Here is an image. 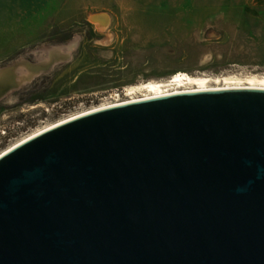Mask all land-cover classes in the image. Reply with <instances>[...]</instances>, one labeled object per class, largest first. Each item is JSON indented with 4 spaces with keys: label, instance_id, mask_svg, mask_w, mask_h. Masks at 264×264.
I'll list each match as a JSON object with an SVG mask.
<instances>
[{
    "label": "water",
    "instance_id": "obj_1",
    "mask_svg": "<svg viewBox=\"0 0 264 264\" xmlns=\"http://www.w3.org/2000/svg\"><path fill=\"white\" fill-rule=\"evenodd\" d=\"M0 264H264V90L105 109L5 154Z\"/></svg>",
    "mask_w": 264,
    "mask_h": 264
},
{
    "label": "rangeland",
    "instance_id": "obj_2",
    "mask_svg": "<svg viewBox=\"0 0 264 264\" xmlns=\"http://www.w3.org/2000/svg\"><path fill=\"white\" fill-rule=\"evenodd\" d=\"M206 9L205 0H23L20 9L6 0L0 155L61 120L128 101V89L150 81L264 75L263 24Z\"/></svg>",
    "mask_w": 264,
    "mask_h": 264
},
{
    "label": "bare ground",
    "instance_id": "obj_3",
    "mask_svg": "<svg viewBox=\"0 0 264 264\" xmlns=\"http://www.w3.org/2000/svg\"><path fill=\"white\" fill-rule=\"evenodd\" d=\"M180 74V73H178ZM173 80L169 81H158V82H147L139 86L131 87L126 91V96L130 97L128 101L125 102H117L114 104L102 106L96 108L87 113L72 116L70 118L64 119L56 123L55 125L48 127L43 130H39L33 135L20 140L7 150H5L1 155L9 153L13 149L18 146L28 142L29 140L42 135L58 126L64 125L68 122H71L75 119L83 117L85 115L110 109L114 107H119L122 105H127L131 103H138L141 101H147L151 99L167 97L172 95H180L186 93H198V92H208V91H221V90H240V89H253V90H264V75H254V76H246L240 77L235 75H226L221 77H209V76H190L185 73H181V75H174ZM213 84H217L213 86ZM145 93L142 97H137L138 94Z\"/></svg>",
    "mask_w": 264,
    "mask_h": 264
},
{
    "label": "crops",
    "instance_id": "obj_4",
    "mask_svg": "<svg viewBox=\"0 0 264 264\" xmlns=\"http://www.w3.org/2000/svg\"><path fill=\"white\" fill-rule=\"evenodd\" d=\"M192 6L199 0H184ZM23 0H11L13 7L20 9ZM207 13H245L254 15L253 23H262L264 29V0H205ZM0 5L5 7L6 0H0ZM186 5V4H185ZM5 13L0 11V25L5 24Z\"/></svg>",
    "mask_w": 264,
    "mask_h": 264
}]
</instances>
